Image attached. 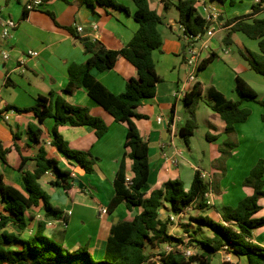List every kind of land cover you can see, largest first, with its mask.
Returning <instances> with one entry per match:
<instances>
[{"label":"crops","instance_id":"0c3cea01","mask_svg":"<svg viewBox=\"0 0 264 264\" xmlns=\"http://www.w3.org/2000/svg\"><path fill=\"white\" fill-rule=\"evenodd\" d=\"M31 1L33 0H0V147L6 151V161L0 159V176L5 183L26 193L19 165L22 158H26L28 163L25 169L33 170L36 166L35 158L43 147L48 156L57 159L61 168L70 172L73 178L69 191L51 185L55 179L52 173H47L40 179L42 187L50 196V202L61 209L65 217L47 220V223L53 224L46 223L45 234L63 243L71 251L88 247L95 260H102L114 225L119 221H132L142 212L141 207L129 209L126 204H121L113 212L102 213V209H108L116 194L114 181L122 162L126 165V176H134L130 150L124 146L128 125L117 122L88 95L85 88L77 89L72 94L67 93L65 88L69 82L70 65L82 64L89 58L85 52L86 40L99 41L109 50L121 49L130 42L140 27L133 16L136 6L132 0H115L128 11L100 5L96 0H91V3L82 0H43V4L28 10ZM194 1L201 15L198 8L200 4H204L209 12L219 14L221 29L213 37L204 39L209 48L201 51L204 59L212 52L218 57L199 74L195 73V81H191L189 77L194 70L188 63V42L178 24L177 6L180 0H149L151 10L163 19L159 25L163 45L153 53L161 82L157 85L156 95L144 99L142 105L135 109L139 117H133V121L149 145L150 179L149 187L144 191L145 197L174 179H180L188 190L196 170H205L200 164L201 159L194 152V136L187 145L179 134V129L188 118L182 99L196 82L204 85V99L198 105L197 118L199 127H207V137L210 135L209 142L214 146L210 155L204 154L211 161L209 173L212 174L214 183V205L203 212L195 208L176 222L170 221L169 233L178 238L190 234L193 240L205 241L214 237V231L205 226L200 227L191 217L203 215L222 222V209L225 206H236L252 193L251 188L244 186V179L258 161L264 159L261 154L253 160L243 158L240 156L241 149L237 147L232 149L230 160H221L220 146L228 139L226 123L212 109L207 97L209 88L215 87L228 99L239 101L241 95L236 87L237 75L252 87L255 84L264 87V77L255 72L242 55H234L231 45L226 46L223 42L230 30V27L225 26L227 20L252 14L256 4H261L263 10L254 18H264V0L260 3L256 0H237L235 4L217 0L210 3L209 0ZM8 19L18 21V27L9 37H4L2 21ZM80 26L84 28L83 32L78 31ZM232 40L244 51L259 52V41L250 39L241 32L234 33ZM32 50L39 52V55L25 57ZM3 53L9 54L8 60L4 59ZM92 73L116 95L124 93L127 80L137 76L136 68L127 59H120L108 71L92 70ZM52 93H60L71 105L88 108L92 115L102 118L108 125V132L102 138H98L95 129L90 126H72L67 123L56 127L71 149L93 154L94 173H87L75 160L52 145V131L56 124L54 118H48L40 126L43 135L38 144L30 139L29 126L38 124V118L32 110L18 109H31L39 96H50ZM174 105L175 117L168 124L166 122L171 121ZM159 117H163L165 122L159 123ZM247 122H250L249 119L236 125V138L239 139L244 126H248ZM258 129L264 131V126L260 124ZM177 140L181 142L180 146ZM185 149L190 156L185 153ZM243 160L244 173L236 182L230 181L233 164ZM234 168L241 167L237 165ZM220 175H224V178L219 179ZM260 205L261 210L255 215L256 218L264 217V198L260 200ZM3 207L0 201V211L5 213ZM31 213L35 218L29 222L25 231H21L13 223L7 229L22 238L34 236L40 220L45 218L43 203L31 210ZM174 214L172 206L163 202L160 209L161 220H170V216ZM253 242L264 247V226L254 230ZM164 247L166 249L167 245ZM189 247L193 254L201 249L197 242H192ZM215 254L221 255L222 264L227 260L226 256H230L229 261L234 264H249L247 256L225 254L224 251Z\"/></svg>","mask_w":264,"mask_h":264},{"label":"trees","instance_id":"16d2710c","mask_svg":"<svg viewBox=\"0 0 264 264\" xmlns=\"http://www.w3.org/2000/svg\"><path fill=\"white\" fill-rule=\"evenodd\" d=\"M82 1L91 3V0ZM96 1L100 5L128 11L115 0ZM132 1L136 6L133 16L140 25L133 38L118 50L106 49L99 41L86 40L85 52L89 58L82 64L70 65L69 82L65 91L72 94L77 89L85 88L88 95L117 122L127 123L128 132L124 146L130 150L129 156L133 161V181L131 185L127 184L126 165L122 162L114 181L116 194L107 210L113 212L119 205L126 204L129 209L141 207L142 212L132 221H119L114 225L102 260L96 261L88 247L71 251L63 243L47 236V220H60L65 217L63 211L50 202V196L42 187L40 179L50 172L55 176L51 185L69 191L73 178L70 172L60 167L57 159L48 156L46 150L41 147L33 170L25 169L28 163L26 158H22L18 168L23 175L26 193L5 183L0 176V201L5 212L0 211V264H146L153 258V264H212V255L218 251L247 256L249 264H264V247L253 242L254 230L264 226V217H255L261 210L260 200L264 198V159L258 161L244 180V186L251 188L252 193L236 206H225L222 209V222H216L203 215L191 217L200 227L205 226L214 231V237L205 241L192 238V242H197L201 249L191 256H186L179 247L184 244L183 238L169 233L170 220H161L160 209L163 202L169 203L175 213H181L189 207L200 212L208 209L210 205L206 194L210 191V183L202 178L201 170H196L188 190L180 179H174L167 181L162 188L152 191L149 197H145L144 191L149 187L150 179L149 145L142 138L133 117H139L135 109L142 105L144 99L156 95L157 85L161 82L153 53L163 45V37L159 31L163 19L151 10L149 0ZM217 1L235 4L237 0ZM177 8L178 24L185 28L188 36H204L207 33L212 23L199 13L194 0H180ZM262 10L261 4H256L252 14L227 20L225 26L230 27V30L223 42L226 46L233 44L232 36L237 32L258 40L259 52L247 50L241 52V55L255 72L264 77V18H254ZM217 57L218 55L212 52L208 58L202 60L196 73L199 74ZM120 59L130 61L136 68L137 76L127 80L124 93L116 95L93 75L92 70L108 71ZM236 87L241 95L239 101L228 99L215 87L207 91L210 106L226 123L228 139L220 146L223 162L237 146L231 139L236 133V125L245 123L251 115V110L243 107V103L257 102L264 106V100L259 98L257 91L240 75L236 76ZM203 99L204 85L201 82H196L193 89L182 99L188 118L185 125L179 129V134L187 145L198 129L197 109ZM18 110L35 112L38 124L29 126V135L32 142L37 144L43 135L40 126L48 118H54L56 124L52 131V145L68 158L75 160L87 173H94L93 154L71 149L56 127L67 123L72 126H90L95 129L96 136L102 138L109 129L102 118L92 115L86 107L69 104L60 93L41 95L31 109ZM170 117L172 122L175 117V105ZM208 139L211 140L210 135ZM0 159L6 161V151L1 147ZM212 187L214 188V183ZM41 203L44 205L45 218L40 220L34 236L22 238L7 229L9 224L13 223L21 231H25L29 222L35 218L31 210L39 207ZM163 245L173 246V250L167 252L164 249L158 254L152 252ZM223 264L234 263L225 260Z\"/></svg>","mask_w":264,"mask_h":264},{"label":"rangeland","instance_id":"374dc122","mask_svg":"<svg viewBox=\"0 0 264 264\" xmlns=\"http://www.w3.org/2000/svg\"><path fill=\"white\" fill-rule=\"evenodd\" d=\"M210 2H213V0L208 1V3ZM231 49L233 50V54L236 55L237 57L241 56V52H245L244 49H242L241 47H239V45H236L234 43L231 44ZM253 88L259 94V98L261 100H264V87H261L255 84ZM243 107L249 108L251 110V115L249 118L250 122H247L249 123L248 126L247 124L246 126H244L245 128H243L242 130L243 132L240 134L239 139L236 138L237 137L236 134L232 135L231 139L233 142L237 144V146H235L233 149H236L237 147L241 149L240 150L241 157L249 158L250 160H253L255 157H257L258 154L264 155V131H259L258 129L260 124L264 126V106L257 102H248V103L246 102L245 104L243 103ZM207 134H208L207 127L205 125L199 127V124H198V129L195 131V135L193 139V145L195 148V151H194L195 154L198 156V159H201L200 164L202 166V169L205 170L207 173H209V170L211 169V161L209 158L206 159L204 154L206 153L207 155H210L214 146L209 142ZM240 143H241V147H239ZM177 144L181 145V142L177 140ZM185 153L190 156V153L187 149H185ZM231 158H232V155L227 156L226 160H230ZM244 161L245 160H243V162H240V163L238 162V164L237 163L233 164L232 166L233 169L230 171V179H229L230 181L236 182L237 180L240 179V176L244 173V170L242 168L244 165ZM237 165H239L241 168L239 169L234 168V166H237ZM227 173L225 174V176L227 175ZM210 175L212 176V174ZM221 178L223 179L224 175H220L219 179ZM212 205H214V201ZM192 211L194 210H190L189 213H191ZM196 213H198V211ZM164 249L165 247L163 245L157 249L152 250V252L154 254H158ZM212 260L214 262L213 264H222L220 254L212 255ZM154 261H155V258H153L150 262L146 264H153Z\"/></svg>","mask_w":264,"mask_h":264},{"label":"built area","instance_id":"2783aa9c","mask_svg":"<svg viewBox=\"0 0 264 264\" xmlns=\"http://www.w3.org/2000/svg\"><path fill=\"white\" fill-rule=\"evenodd\" d=\"M261 0H256L257 3H260ZM41 4H43V0H33L30 2L29 6H28V10H32L37 6H40ZM198 8L200 9V11L202 12V16L209 22H211V26L208 29L207 33L202 36V35H198V36H188L185 33V28L180 25V29L183 31L184 33V37L187 40V50H188V54L190 56L188 63L191 67H193V74L190 75L189 79L191 81H195V73L197 72L200 63L202 62V60H204V58H202L201 56V51L203 49H208V45L206 44V41H204L205 38H211L213 37L216 32L218 31V29H221V26H219V14L217 13H213L212 11L209 12L208 8L204 5V4H200L198 6ZM2 27H3V36L4 37H9L12 33V31H14L17 27H18V21L14 20V19H8V20H4L2 21ZM95 29H97V26H95ZM84 28L82 26L78 27V31L79 32H83ZM39 55V52L37 51H28L27 55H25V57L27 56H32V57H37ZM4 59L8 60L9 59V54L8 53H3ZM158 122L159 123H164L165 120L163 117H159L158 118ZM170 120H168L166 123L170 124ZM50 173V172H48ZM201 176L203 179H205V181H207L208 183H210V191L206 194V198L208 199V204L211 206L212 205V193H213V187H212V177L209 173H207L206 171H201ZM133 181V176H127L126 177V182L128 185H131ZM193 210V207H189L188 209L184 210L181 213H175L174 215L170 216V221L172 222H176L178 218H180L181 216H186L188 215L189 211ZM108 210L107 209H102V213H107ZM63 222H65L63 220ZM53 222H49L47 223V225H52ZM183 241L184 244H181L179 247L180 249H182V252L186 255V256H191L193 255V252L190 249V243L192 242V237L189 234H186L183 237ZM167 252H170L173 250V246L167 245L166 249ZM227 260H230V256H226Z\"/></svg>","mask_w":264,"mask_h":264}]
</instances>
